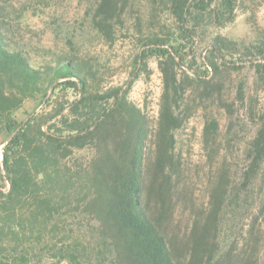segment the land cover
Instances as JSON below:
<instances>
[{"label": "trees", "instance_id": "obj_1", "mask_svg": "<svg viewBox=\"0 0 264 264\" xmlns=\"http://www.w3.org/2000/svg\"><path fill=\"white\" fill-rule=\"evenodd\" d=\"M13 1L0 0V264H264V31L248 42L220 32L246 0H149L162 35L135 20L140 49L128 81L112 87L81 54L83 26L113 46L131 0H91L85 23L65 37L68 51L44 49L52 61L42 67L12 29L37 34L32 24L55 22L61 0H36L6 21ZM153 60L163 93L152 130L129 94ZM248 65L252 85L234 87ZM29 102L52 108L45 122L19 118ZM199 111L208 160L224 161L209 204L184 229L176 135Z\"/></svg>", "mask_w": 264, "mask_h": 264}, {"label": "rangeland", "instance_id": "obj_2", "mask_svg": "<svg viewBox=\"0 0 264 264\" xmlns=\"http://www.w3.org/2000/svg\"><path fill=\"white\" fill-rule=\"evenodd\" d=\"M35 1L14 0L13 6H15V9L13 7L8 8L5 14L6 21L14 19L18 15L17 10L21 9L23 5H33ZM95 5L91 0H61L58 10L55 12V22L44 24L42 21L37 20L35 27L32 24V27L37 29L35 31L38 32L37 34L14 25L12 34L17 40L23 39V42L28 44L30 49L34 47L31 53L33 56L32 63L36 67H42L47 62L52 61L50 57L43 56V50H51L55 57L67 52L68 46L66 45L65 37L68 33H73L75 28H79L80 25L82 27V24L85 23L84 19L87 17L86 13ZM244 6L243 11L245 13L239 11L235 23L221 29L220 32L229 37L248 42L258 33L264 31V0H246ZM151 11L152 7L149 4V0H131L128 8L126 28L123 29L124 32L119 31L117 40L113 46L105 45L97 40L93 34L88 33V25L87 27L83 26L88 36L80 43L84 49L81 54L84 57L93 59V62L97 63L105 71V78L109 87L123 86L130 78L131 64L141 46H137L136 35L138 34L133 26L136 19L141 18L143 20L142 30L144 34L150 31L154 34L162 35L161 26L163 23L159 19H151ZM76 34L78 35V33ZM75 38L77 41L79 40L78 36ZM253 77L254 71L248 65L243 69L242 74L238 75L237 73L232 76V83L235 87V83L245 79L251 86ZM162 93V74L157 62L153 60L149 63V72L143 74L134 83L129 94L130 101L141 108L148 116L152 130L157 126ZM259 99L260 103L261 101L264 103V94L260 93ZM51 111L52 108L46 109L44 105L29 102L18 113V116L20 119H24L26 113L34 112L35 114L43 115L42 120L45 122L47 114ZM217 114L224 126L226 123L225 114L221 112H217ZM204 126V113L199 111L176 135L178 151L181 156L180 194L183 190L187 191L185 199L180 195L176 222L179 224L181 222L184 229H187L192 224L193 210L209 204L212 188L211 180H213L218 167L224 161L217 159L216 162H212L213 165L209 162L206 151L203 148ZM46 127L44 125V128ZM243 135L246 136L247 134ZM2 152L1 149L0 162L3 158ZM77 157L87 159L90 157V152H79L77 153ZM237 163L242 165L240 160H237ZM9 189L10 186L7 184L4 192L7 193ZM247 223H249V220H247ZM247 228L248 226L245 228V231ZM11 244L9 240H6L4 247L10 249ZM262 257L264 260V248L262 249Z\"/></svg>", "mask_w": 264, "mask_h": 264}]
</instances>
